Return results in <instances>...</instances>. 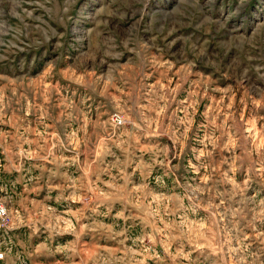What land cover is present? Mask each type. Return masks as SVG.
Masks as SVG:
<instances>
[{
	"label": "rangeland",
	"instance_id": "obj_1",
	"mask_svg": "<svg viewBox=\"0 0 264 264\" xmlns=\"http://www.w3.org/2000/svg\"><path fill=\"white\" fill-rule=\"evenodd\" d=\"M0 264H264V0H0Z\"/></svg>",
	"mask_w": 264,
	"mask_h": 264
},
{
	"label": "built area",
	"instance_id": "obj_2",
	"mask_svg": "<svg viewBox=\"0 0 264 264\" xmlns=\"http://www.w3.org/2000/svg\"><path fill=\"white\" fill-rule=\"evenodd\" d=\"M1 210H3V207H2V206H0V211H1Z\"/></svg>",
	"mask_w": 264,
	"mask_h": 264
}]
</instances>
